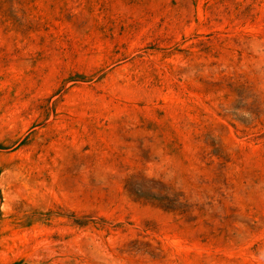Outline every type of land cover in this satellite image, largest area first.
Returning a JSON list of instances; mask_svg holds the SVG:
<instances>
[{
    "label": "rangeland",
    "instance_id": "rangeland-1",
    "mask_svg": "<svg viewBox=\"0 0 264 264\" xmlns=\"http://www.w3.org/2000/svg\"><path fill=\"white\" fill-rule=\"evenodd\" d=\"M0 264H264V0H0Z\"/></svg>",
    "mask_w": 264,
    "mask_h": 264
}]
</instances>
